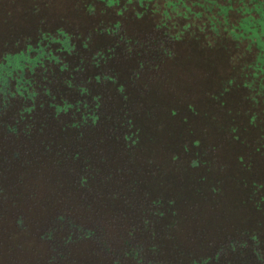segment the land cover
<instances>
[{
    "label": "trees",
    "instance_id": "16d2710c",
    "mask_svg": "<svg viewBox=\"0 0 264 264\" xmlns=\"http://www.w3.org/2000/svg\"><path fill=\"white\" fill-rule=\"evenodd\" d=\"M85 1L89 29L43 20L26 40L14 57L24 78L0 62L4 82L17 80L0 98L15 122L1 151L12 179L0 187V264H264V0H169L157 20L152 0ZM214 44L263 56L234 64L202 110L181 83L218 58ZM239 77L245 89L261 79L241 100L251 117L227 108Z\"/></svg>",
    "mask_w": 264,
    "mask_h": 264
},
{
    "label": "rangeland",
    "instance_id": "374dc122",
    "mask_svg": "<svg viewBox=\"0 0 264 264\" xmlns=\"http://www.w3.org/2000/svg\"><path fill=\"white\" fill-rule=\"evenodd\" d=\"M120 1L123 2V0ZM168 1L169 0L150 1V6H157V8L159 9V14L155 15L153 20H157V18L160 17V12H162V10L164 9L163 6H167L166 4ZM198 1H200L201 3L203 2V0ZM85 2V0H0V62L2 64H8V62L12 63V70L10 66L6 67L9 68V70H11L13 74L18 76V78H24V75H26V73L20 67L19 61H16V64L14 63V57H20V52L22 51V56L26 57V51L24 50L27 45L26 40L30 38L32 39V44H35L37 42L36 39L38 36V32L41 33V31L39 30H41L42 24L46 25V23H48L47 25L50 30H54L55 28L61 27H64L67 32H70L73 27H79V29L82 28V30L85 28L89 29L91 25L89 24V22L85 21L86 18L83 16L82 11H80L82 9L80 6H84L83 3ZM131 2L132 4L128 6H134L135 4H137V0H131ZM221 3L224 5L225 1H221ZM93 4L96 5V7L103 6L99 2H94ZM114 6H118V4L116 3V5ZM43 20H45L46 23H43ZM144 21V23L137 24L136 32L149 28V25H147V21ZM150 22H152L151 19ZM203 24H206L205 21L202 23L197 21L192 30L197 34H200L201 32L198 33L197 27L202 28ZM182 26L183 23L181 21L174 20L173 25L171 26V28H173L171 32H175ZM205 31L209 34L212 33L207 28H205ZM201 35L203 36V34ZM221 35V39L219 40H221L222 46H231V41H229L230 37L225 36L226 32H221ZM259 39L260 43L263 44L264 37L260 36ZM246 44L247 42L245 40H242L241 45L245 46ZM213 46H215L217 49L215 51L218 52V58L212 56L209 57L212 60L206 58L204 61L206 63L203 64V69H200L197 66L189 68L188 72H185V74L187 75H183V78H185L186 81H183L181 83L184 88L188 89L190 95L193 94L192 96L194 97V100H197L200 107L202 106V110H205L206 108L205 103H208V97L216 95L220 91L223 82H227L228 80H230V77L237 76V72L232 71V66L234 64L236 65V63L238 62L242 64H245L246 62L249 63L251 61H255V59L259 57L258 55L263 56L262 51H259L254 48L251 50L250 53H246L245 56H241V52H228V50L226 49H223L221 47L218 48L216 44H214ZM7 55H9L10 57L9 60L6 59ZM34 55L35 53H30V57H33ZM197 56L198 62H203V55L198 54ZM207 59H209L211 63ZM174 71H178L179 73H181L180 67H175ZM4 76L6 78H12L11 76ZM4 80L5 79H2V77H0V91L6 89L8 82L11 83L14 81V83L16 82L17 84V80L15 79H9L8 82H4ZM238 80L241 81L237 83L240 84V88H236L232 91L228 99L229 107H225H227L228 110H230L232 113L239 111V109L243 110L244 114L247 113V115L251 117L250 110H247V108H245V106L241 104V100L249 94V89L253 86V83H260L261 79L256 78V80L254 81H249V87H247V89L241 86L244 81V77H239ZM16 84L13 87H16ZM219 109L220 110H218V113H222L221 111L223 109ZM252 112L257 113L258 110H252ZM68 117L69 114L65 116V119ZM243 121H238L239 123H237V127L242 128L244 125H246ZM0 172V184L2 187L4 183L7 185L12 178L10 179V174L8 173V171H6L7 173L5 172V175L4 173H2V169ZM23 184L24 185H20H26L25 182ZM37 186L40 185L38 184ZM21 189L23 190V188ZM40 194L41 186L38 189V197L40 196ZM36 200H25L24 208L26 205V209L23 212L25 219L36 220L38 216L41 215L42 209L37 206Z\"/></svg>",
    "mask_w": 264,
    "mask_h": 264
},
{
    "label": "flooded vegetation",
    "instance_id": "af4514ba",
    "mask_svg": "<svg viewBox=\"0 0 264 264\" xmlns=\"http://www.w3.org/2000/svg\"><path fill=\"white\" fill-rule=\"evenodd\" d=\"M1 97H5V95L2 94V91H0V98ZM12 125H15V122L12 123L11 120L7 118L6 115L2 113V111H0V171L2 169V173L7 171V166L9 165V163L5 164L4 162V158L1 152L3 149L2 144L5 142L4 135L7 132L5 130H8V128L11 127ZM0 175H1V172H0ZM0 187H1V184H0Z\"/></svg>",
    "mask_w": 264,
    "mask_h": 264
}]
</instances>
